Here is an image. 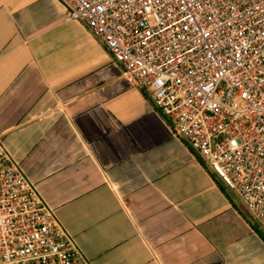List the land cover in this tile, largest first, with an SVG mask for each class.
I'll list each match as a JSON object with an SVG mask.
<instances>
[{"label":"crops","instance_id":"obj_1","mask_svg":"<svg viewBox=\"0 0 264 264\" xmlns=\"http://www.w3.org/2000/svg\"><path fill=\"white\" fill-rule=\"evenodd\" d=\"M66 17L0 0V135L92 264H264V226Z\"/></svg>","mask_w":264,"mask_h":264},{"label":"built area","instance_id":"obj_2","mask_svg":"<svg viewBox=\"0 0 264 264\" xmlns=\"http://www.w3.org/2000/svg\"><path fill=\"white\" fill-rule=\"evenodd\" d=\"M264 226V0H58ZM0 264H92L0 135Z\"/></svg>","mask_w":264,"mask_h":264},{"label":"rangeland","instance_id":"obj_3","mask_svg":"<svg viewBox=\"0 0 264 264\" xmlns=\"http://www.w3.org/2000/svg\"><path fill=\"white\" fill-rule=\"evenodd\" d=\"M232 195H233L234 197H237L236 194H235L234 192L232 193Z\"/></svg>","mask_w":264,"mask_h":264}]
</instances>
